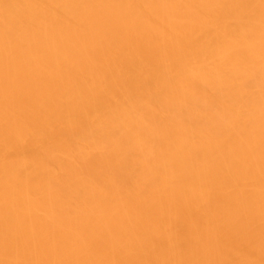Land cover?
Returning <instances> with one entry per match:
<instances>
[{
    "label": "bare ground",
    "instance_id": "6f19581e",
    "mask_svg": "<svg viewBox=\"0 0 264 264\" xmlns=\"http://www.w3.org/2000/svg\"><path fill=\"white\" fill-rule=\"evenodd\" d=\"M0 264H264V0H0Z\"/></svg>",
    "mask_w": 264,
    "mask_h": 264
}]
</instances>
